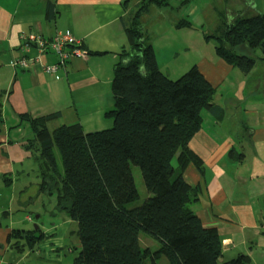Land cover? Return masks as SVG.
I'll return each instance as SVG.
<instances>
[{
    "label": "trees",
    "instance_id": "obj_1",
    "mask_svg": "<svg viewBox=\"0 0 264 264\" xmlns=\"http://www.w3.org/2000/svg\"><path fill=\"white\" fill-rule=\"evenodd\" d=\"M133 1L135 7L121 19L128 48L117 55L111 80L113 106L104 113L112 127L84 133L75 123L49 131L47 123L58 113L18 116L30 130L24 148L42 170V190L56 193V207L77 224L80 251L73 262L248 264L247 256L223 258L217 231L203 227L191 209L197 190L183 178L190 164L202 172V163L188 143L200 130L202 112L212 109L215 89L195 65L175 81L160 71L141 21L152 8L170 6L169 1ZM52 16L50 7L48 17ZM174 27L192 28V24L181 18ZM206 36L215 56L243 74L257 59H264V13L257 9L239 14L232 22L220 18L215 32ZM242 49L258 50L261 56L249 57ZM54 148L62 176L57 174ZM132 165L139 168L150 196L140 206L128 208L138 199ZM140 233L156 241L157 247H141ZM9 235L8 241L18 239L11 244L15 251L32 250L43 237L40 229H14Z\"/></svg>",
    "mask_w": 264,
    "mask_h": 264
},
{
    "label": "crops",
    "instance_id": "obj_2",
    "mask_svg": "<svg viewBox=\"0 0 264 264\" xmlns=\"http://www.w3.org/2000/svg\"><path fill=\"white\" fill-rule=\"evenodd\" d=\"M124 1L0 0V264H6L5 255L14 252L13 238H8L20 226V221H12V210H5L4 203L11 205L13 201L5 191L14 189L22 177L23 183L30 186L32 179L27 177L32 172L31 163L35 164L24 148L31 135L29 127L18 116L58 113V117L48 121L49 131L75 123L81 125L84 133L112 127L104 113L113 106V66L121 50L128 48L121 19L136 5L127 0L124 8ZM174 8H152L148 14L154 11L158 23L164 18L163 11L173 12ZM251 8L264 13V0L260 4L256 0H211L199 9L203 10L204 19L210 10L217 21L223 17L232 22ZM181 18V14H176L167 27L158 26V32L167 36L172 33L175 38L174 33L182 30L174 24ZM30 33L46 38L68 34L80 43L87 56L70 60L55 75L45 74L39 68L25 71L12 67V61L20 56L21 34ZM147 41L163 74L169 77V72L180 69V64L171 68L167 65L179 54L178 50L181 52V47L166 48L163 55L166 49L148 37ZM241 51L255 59L261 56L258 50ZM46 60L54 62L51 55ZM194 64L215 92L212 109L202 112L200 130L188 143L202 163V172L192 164L183 172L186 183L197 190V201L191 209L203 227L215 229L222 244H228L223 251L225 260L239 255L251 259L255 249L264 248V59H257L252 70L243 74L208 48ZM254 74H261L263 81L261 76L256 77L255 84L248 86ZM25 198L14 199L19 204L18 211L27 210V205L33 203L34 197ZM29 218L32 217L26 214L23 221H31Z\"/></svg>",
    "mask_w": 264,
    "mask_h": 264
},
{
    "label": "rangeland",
    "instance_id": "obj_3",
    "mask_svg": "<svg viewBox=\"0 0 264 264\" xmlns=\"http://www.w3.org/2000/svg\"><path fill=\"white\" fill-rule=\"evenodd\" d=\"M170 7L174 8V11H163L164 18L162 21L157 23L158 15L153 11L152 13L144 16L141 21L142 32L149 38L153 40L156 45L160 44L162 48L168 49L173 47L178 49L181 47V52L174 56V60L168 62V67L177 66L180 64V69L176 73H170L167 77L173 81L180 78L189 68L194 64V61L202 56L204 50L208 48H213V43L209 42V47L203 44L206 43V35H211L215 32L216 27L219 23L210 14L208 10L207 18L204 19V12L199 9L204 6L205 3L211 0H168ZM262 0H256L257 4H260ZM198 10V11H197ZM197 11V12H196ZM176 12V13H174ZM181 14L182 19L190 21L192 28H182V31H178L175 34V38L170 34L166 35L163 32H158L157 27L161 26L163 28L168 26L176 14ZM178 21V20H176ZM206 37H205V36ZM204 41H201V38ZM172 41V42H171ZM201 44V46H197ZM167 46V47H166ZM166 50L162 53L166 55ZM241 54V51H237ZM162 56L160 55L159 58ZM166 71V70H165ZM165 74V73H164ZM261 76V81H263V76L261 74H254L250 76L248 86H253L255 84V78ZM111 122V120L109 119ZM54 156L56 158L57 174L63 175V168L61 164V159L58 151L54 148ZM32 170L27 177V180H31L32 184L30 186L25 185L22 177L17 183L14 189H9L5 191L12 196L13 201L11 205L7 202L4 203L5 210H12L10 214L12 215V221H20V226L15 227V229L20 230H34L36 226L40 229L43 237L38 240L33 246L32 250L23 248L5 255L4 259H8L6 264H74V258L78 255L80 251L79 239L77 236V224L68 218L63 210H59L56 207V193L52 195L48 194L47 191L42 190L41 172L37 164L31 163ZM131 172L134 179L136 189L138 191V199L128 205V208H135L143 204V202L150 196V194L145 189L140 170L137 166H131ZM26 177V176H25ZM36 180L37 188L34 186V181ZM29 184V182H27ZM22 197H34L33 203L27 205V210L18 211L17 207L19 204L14 199H19ZM26 199V198H25ZM26 199V200H27ZM2 209H0L1 211ZM28 214L32 217L31 221H23L24 216ZM35 216H39L35 219ZM1 221V219H0ZM5 223V222H4ZM36 234V233H35ZM18 239L13 238L11 243L13 244ZM140 246L144 248L155 249L157 247V242L151 239L147 234L140 233L139 235ZM228 244H222V251L226 250ZM248 264H264V248H257L254 250L250 262Z\"/></svg>",
    "mask_w": 264,
    "mask_h": 264
},
{
    "label": "built area",
    "instance_id": "obj_4",
    "mask_svg": "<svg viewBox=\"0 0 264 264\" xmlns=\"http://www.w3.org/2000/svg\"><path fill=\"white\" fill-rule=\"evenodd\" d=\"M23 45L20 47V56L12 61L11 66L25 71L39 68L48 75H55L64 69L72 59H85L87 52L80 47V43L68 34L55 35L46 38L38 33L21 34ZM34 53H31V51ZM51 55L53 63L46 60ZM29 220H31L29 218Z\"/></svg>",
    "mask_w": 264,
    "mask_h": 264
},
{
    "label": "water",
    "instance_id": "obj_5",
    "mask_svg": "<svg viewBox=\"0 0 264 264\" xmlns=\"http://www.w3.org/2000/svg\"><path fill=\"white\" fill-rule=\"evenodd\" d=\"M38 217H39V216H35V219H38ZM34 227H35V229H34V230H36V229H37V227H36V226H34Z\"/></svg>",
    "mask_w": 264,
    "mask_h": 264
},
{
    "label": "clouds",
    "instance_id": "obj_6",
    "mask_svg": "<svg viewBox=\"0 0 264 264\" xmlns=\"http://www.w3.org/2000/svg\"><path fill=\"white\" fill-rule=\"evenodd\" d=\"M31 220H32V218H31Z\"/></svg>",
    "mask_w": 264,
    "mask_h": 264
}]
</instances>
